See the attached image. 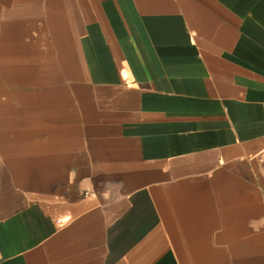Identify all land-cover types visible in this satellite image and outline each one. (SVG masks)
I'll use <instances>...</instances> for the list:
<instances>
[{"label": "crops", "instance_id": "obj_1", "mask_svg": "<svg viewBox=\"0 0 264 264\" xmlns=\"http://www.w3.org/2000/svg\"><path fill=\"white\" fill-rule=\"evenodd\" d=\"M0 264H264V0H0Z\"/></svg>", "mask_w": 264, "mask_h": 264}]
</instances>
